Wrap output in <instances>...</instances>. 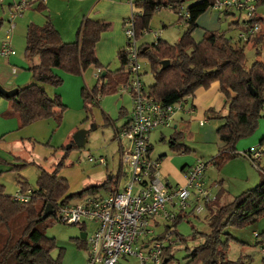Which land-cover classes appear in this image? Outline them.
<instances>
[{
    "label": "trees",
    "instance_id": "16d2710c",
    "mask_svg": "<svg viewBox=\"0 0 264 264\" xmlns=\"http://www.w3.org/2000/svg\"><path fill=\"white\" fill-rule=\"evenodd\" d=\"M215 1L198 0L188 6L185 9L188 20H183L178 11L184 0H132V9L138 41L149 29L153 15L163 8H170L178 14L179 21L185 26L175 43L170 44L158 38L150 45L140 46V56L148 62L153 77V84L148 89L151 97L163 105H170L185 101L198 89H208L213 83L219 84L226 111L215 117L220 121L215 132L219 146L210 161L220 171L227 162L240 156L246 157L245 153L237 152V143L255 132L264 111V60L258 61L256 58L246 67L245 54L248 43L253 44L256 57L264 50V32L258 31L250 36L245 45L232 44L227 37L228 31L217 30L206 31L201 41L195 42L193 33L197 28V19L212 8ZM262 4L264 0H257L256 9ZM37 9L43 12V5L39 4ZM260 21L262 19L256 13L249 23ZM108 29V24L83 19L76 30L75 40L64 42L49 17H46L41 26H27L24 58L28 63L27 70L32 82L17 87L15 96L5 98L0 95L8 103L5 115L18 120V129L47 119H54L57 124L61 122L66 106L59 95L50 97L45 91V86H62L63 79L56 73L57 70L74 76H82L91 67L99 70L96 84L91 89L86 86L81 88L86 111H89L91 105L99 106L100 98L115 94L120 88L127 86L129 72L124 49L117 53L120 68L115 72L103 69L96 57V44L101 34ZM164 60H168L169 65L163 69L161 62ZM249 87L254 95L250 93ZM102 116L106 124L113 125L107 115ZM187 125L189 123L186 122L182 127ZM114 130L117 131L116 128ZM179 138L180 134L175 131L171 136L170 150L187 153L189 149L179 143ZM260 145H264V138ZM73 149L75 146L71 142V147L65 150L66 154ZM23 166L17 165L14 169ZM62 167L63 162L59 161L50 172L39 168L35 188L30 189L31 200L28 203L13 201L12 196L6 194L4 186L0 184V264H61L64 249H59L53 257L52 253L57 249L55 239L46 237L44 232V221L52 218L57 223L54 212L51 217L42 220L47 205H51L54 210L89 194L111 190L115 176L108 175L101 184L68 194V182L59 176ZM259 177L255 187L245 190L231 202L215 206V198L214 202L206 205L209 232L194 233L193 240L199 242L193 247L185 248L184 264H248L243 259H228L229 241L232 238L225 230L253 224L264 217V172H259ZM17 184L23 192L29 189L27 182ZM193 213H181L171 227H164V232L172 228V235L178 236L177 225ZM81 232H84L83 228ZM222 236H225L224 240ZM163 237L164 235H158L156 239L162 240ZM74 240L79 247L88 251L86 239ZM262 246L264 249V244ZM172 259L169 248L166 247L161 264H169Z\"/></svg>",
    "mask_w": 264,
    "mask_h": 264
},
{
    "label": "rangeland",
    "instance_id": "374dc122",
    "mask_svg": "<svg viewBox=\"0 0 264 264\" xmlns=\"http://www.w3.org/2000/svg\"><path fill=\"white\" fill-rule=\"evenodd\" d=\"M184 1L181 5L182 7L178 9L182 15H185V9L188 6L195 4L198 0ZM8 3L9 0H0V48L3 45L2 43H12V48L15 53V56L13 55L11 58L12 61L9 64L6 63L5 59L0 58V85L7 90L22 87L32 82L31 74L27 70L28 63L24 58L25 32L30 22L34 20L37 24L41 21L34 19V16H40L39 12L25 11L21 17L15 19V27L13 30H10L7 10ZM207 11V13L205 12L206 14L204 13L201 16L205 15V20L217 24V31H228L227 37H231L233 42H237L238 31L234 28L232 22L239 19V14L230 12L229 15L225 16L222 11L213 8ZM256 13L263 19L260 24V32L263 33L264 4L257 7ZM240 16H242L241 18L243 20H246L243 14H240ZM44 22L45 20L41 21L39 26L43 25ZM184 30L185 26L179 21L178 14L174 13L170 8H163L153 15L149 29L143 33L138 44L139 46L143 45V43L152 44V42L156 41L154 37L155 33L158 35V38L172 44L180 38ZM197 31L202 33L201 28H198ZM245 54L246 67H249L256 57L254 46L246 45ZM256 58L258 61L264 60L263 49ZM118 63L116 60L111 65L109 71H114L119 68ZM141 67L142 83L144 82L146 87H149L153 83V77L148 62L143 58L141 59ZM12 69L17 71L16 77L11 76ZM56 73L61 77L62 75L77 77L81 80L82 86H86L89 89L97 82V77L94 76L92 68H89L82 76L66 74L60 70H57ZM7 82L11 83L12 86ZM63 84L62 86H64ZM62 86L60 88L65 93L61 99L66 106V110L59 124L54 119L37 121L27 127L19 129L17 135L14 134L12 138L8 139L9 142L19 139L18 143L11 145L5 142L0 143V171L2 172L0 175V184L4 186L6 194L13 195L19 189L17 182H27L29 189H34L39 168L50 172L53 170V165L59 161L63 162L59 176L67 180L69 187L68 194L77 193L89 186L100 184L108 175H116L119 166V146L114 139V126L105 123L102 116L105 112L102 111L100 105H91L89 106V111L85 110L81 97L82 86L79 92L75 88H71L68 84L65 87ZM119 90L117 91L118 93ZM45 91L50 97L56 94V88L51 86H45ZM104 103L105 101H103ZM111 103L112 101L109 100L107 105ZM225 111L223 109L222 114H225ZM204 114V118L207 120L206 127H212L214 129L217 126V120L211 118L208 112ZM113 123L116 126L121 121ZM194 128L195 126H193L192 130L187 125L185 128L179 127L178 129L167 128L157 130L150 137V142L153 147L152 157L160 161L158 168L160 176L162 180H167L172 187L182 186L184 184L183 173L180 169L185 162H188L190 159H193L192 164L197 159H201L203 162H209L217 153L216 133L214 132V134L210 135L208 137L209 139L206 137L203 139V136L197 134V129L194 130ZM79 130L87 131L86 144L83 148H75L66 154L65 150L71 146L73 137ZM175 131L180 134L179 143L189 149L188 153L180 154L179 152L170 150L169 144L171 142V136ZM160 132L164 135L163 141L160 138ZM262 134L264 135V111L262 112V117L258 122V127L255 132L249 137L240 140L237 146L240 143L242 147L251 141L254 143L255 140L258 143L259 136ZM237 152L241 153L239 151ZM90 156L94 158H105L107 166L104 167L89 163L87 158ZM18 159L21 161H18ZM17 165L24 166L14 169ZM259 168L260 170L255 168L250 159L244 156L227 162L220 171L216 170L214 166L209 165L205 171L207 185L212 187L214 196L216 195L218 187L222 188L221 195L216 201L215 206L229 203L245 190L255 187L260 179L259 172H264V157L261 163H259ZM102 194H106V191H99V195ZM189 212L187 210V214ZM43 225L45 226V236L55 239L57 249L53 251V257L57 255L59 249H64L61 264H84L86 251L83 247H79L74 240L80 238L81 226L55 223L52 218L44 221ZM165 225L161 222L155 230L157 236L164 234ZM92 229L93 226L87 223L84 233L90 234ZM176 231L178 236L173 234L166 246L169 248V253L173 258L169 264H184V258L186 256L185 248L193 247L199 242L193 240L194 233L209 232L206 208L203 207L202 210L192 215H187L177 225ZM225 233H228L232 238L229 241L228 247L229 260L243 259L248 264H264V249L262 246L264 244V217L253 224H248L243 227L227 228ZM255 234H259V236L255 237ZM222 239L224 240L225 236H222ZM82 245L84 246V243ZM119 264L139 263L135 257H124L119 260ZM146 264L154 263L147 262Z\"/></svg>",
    "mask_w": 264,
    "mask_h": 264
},
{
    "label": "built area",
    "instance_id": "2783aa9c",
    "mask_svg": "<svg viewBox=\"0 0 264 264\" xmlns=\"http://www.w3.org/2000/svg\"><path fill=\"white\" fill-rule=\"evenodd\" d=\"M45 4L46 0H19L13 5L9 15V25L14 29V21L21 17L34 2ZM132 7V0H128ZM257 0H216L213 9L229 14L235 12L246 17L245 31L239 35L241 42H247L260 29L259 23L250 24L256 14ZM134 12L124 20L127 69L129 81L125 87L131 96L132 111L126 123L115 133L119 166L106 194L88 195L76 202L60 205L54 209L55 221L64 225L81 226L89 223L94 228L86 234L88 246L86 264H119L124 257H135L139 264L152 262L161 264L164 249L172 236L173 229L164 232L162 240H157L155 230L163 222L171 227L173 221L187 210L198 212L215 201L214 195L205 182L204 174L211 164L197 159L194 164L183 169L184 184L172 187L162 180L159 173L160 161L150 157V134L156 129L171 128L173 115L183 109L184 101L163 105L148 93L142 83L140 46L134 30ZM188 20L187 14L182 15ZM154 37H158L155 33ZM13 48L3 44L0 58L14 55ZM16 71L12 69V74ZM190 112V111H187ZM200 125L203 122L200 121ZM263 145L247 151L255 168L259 169ZM89 163L107 166L105 158H87ZM13 201L28 203L31 190L14 192ZM171 224L170 226H168ZM172 229V231H170ZM258 234H255L257 237Z\"/></svg>",
    "mask_w": 264,
    "mask_h": 264
},
{
    "label": "crops",
    "instance_id": "0c3cea01",
    "mask_svg": "<svg viewBox=\"0 0 264 264\" xmlns=\"http://www.w3.org/2000/svg\"><path fill=\"white\" fill-rule=\"evenodd\" d=\"M17 2H19V0H9V3L7 4L8 14L13 8V5ZM39 4L40 3H38L37 1L34 2L32 5H30L27 8L26 11L27 12L28 11L39 12V10L37 9ZM42 5L44 8L43 12H39L40 16L39 17L34 16V19L35 20L38 19V21L39 20L43 21L46 19V17H49L52 24L54 25L56 30L59 32L61 39L64 42H72L75 40L76 30L80 22L83 19H88L93 22H100V23L108 24L109 29L101 34L100 40L96 44V50H95L96 57L98 59V62L102 66V68L107 69L108 71L111 65L116 60L117 62H119L117 59V53L118 51L123 50L125 47V37L123 34V23L125 19L130 17L131 12H132V7L130 6V3L128 2V0H46L45 4H42ZM207 12L208 11H206V13ZM257 16L261 18L259 15ZM204 17L205 15L200 16L197 19V22H196L197 28L193 33V39L195 42H200L206 31H216L217 30V27H218L217 24H213V22H209L205 20ZM241 17L242 16L239 15V19H237L235 22H232V24L234 25V28H236V30L238 31L237 32V42H233L232 38L229 37V39L231 40V43L234 45L235 44L236 45L246 44V42H241L239 39V35L245 31L244 22L246 21V20H243V18ZM262 21L259 22V25L261 24ZM40 22L36 24V22H34L33 20L32 22H30V24L40 25ZM210 25H211V28H210ZM214 25L216 26L214 27ZM198 28H201L202 33L197 31ZM10 30H13V29L10 28ZM260 30H261V27L259 29V32ZM157 39L158 37L156 38V40ZM2 44H8L12 47V43H2ZM143 44H147V43H143ZM147 45H150V44H147ZM247 45L253 46V44L251 43H248ZM12 57L5 59L7 64H9L10 61H12L11 59ZM91 68L93 69L94 76L97 77L99 70L95 69L94 67H91ZM119 68H120V64H119ZM119 68L111 72H115L119 70ZM11 74H12V70H11ZM16 74H17V71L11 76L16 77ZM62 77L64 79V84H63L64 86L62 87H65V85L68 84L71 86V88H75L76 91L79 92L80 87L82 86L81 80L79 78L71 77L68 75H62ZM7 83L11 85V83L9 82ZM143 84L146 87L144 82ZM13 85L15 86V84ZM149 87H146V88L149 89ZM55 93L59 95L61 98H63L65 92L62 90V88L59 87V88H56ZM109 100L112 101V103L107 105ZM103 101H105L104 104H103ZM99 105L102 111L105 112V115H107L111 119L112 122L121 121V123L116 126L113 123V126L114 128H116V130H118L128 120L130 113L132 111V107H133L131 96L129 94V91L126 88H120L119 93L117 92L115 94L106 96L103 99L99 100ZM7 109H8L7 101L4 98L0 97V139H1L0 143L2 144L5 142L8 145H11L13 143L19 142L18 141L19 139L18 140L15 139L12 142L8 141V139L12 138L14 134L17 135L19 133V129H18V120L15 117L5 115ZM223 109H224V97L220 93L219 84L213 83L208 89H198L192 97L187 98L184 101L183 109L176 111L173 115V121H172L171 128L178 129L179 127H182L184 123L187 122L189 123V128H192V130H193V126H195L194 130L197 129V134H200L201 136H203V139H205L204 137L209 139L208 137L214 134V132H216V129L220 125V121H218L215 117L218 116V113L221 114ZM187 111H190V112H187ZM205 112H208L211 118H215L217 120L218 123L214 129L212 127H206L207 120H205L204 118ZM200 121L203 122V125H200ZM163 129H167V128L156 129L154 131L163 130ZM154 131L151 132L150 137ZM115 133L116 131L114 130V139H115ZM160 136H161L160 137L161 140L163 141L164 135L162 134V132H160ZM259 137L260 138H259L258 143H256V140H255L254 143L253 141H251L247 145L243 144L244 146L242 147H241V144L239 143V145L237 146V151L241 153H246L250 149L260 146V142L264 138V135L262 134ZM215 141L218 147L219 142L217 138L215 139ZM151 147H152V143H151ZM152 150H153V147L150 152L151 158H153ZM179 153L184 154L183 152H179ZM263 157H264V145L262 148L261 158H260L259 163H261V161L263 160ZM192 162H193V159H190L188 162H185L184 165L180 169L181 172L183 171L184 168L192 164ZM1 173L2 172L0 171V175ZM204 179H205V174H204ZM165 182L169 184L167 180H165ZM208 187L210 188V191L213 194L212 187L211 186H208ZM221 192H222V188L218 187L216 191V195L214 196L215 198H217V200L220 197ZM86 260H87V251L85 255L84 264H86Z\"/></svg>",
    "mask_w": 264,
    "mask_h": 264
},
{
    "label": "water",
    "instance_id": "95a60500",
    "mask_svg": "<svg viewBox=\"0 0 264 264\" xmlns=\"http://www.w3.org/2000/svg\"><path fill=\"white\" fill-rule=\"evenodd\" d=\"M162 68L164 69L165 67H167L169 65V61L168 60H164L161 62ZM105 73H103L102 76H104ZM249 91L252 95H254V91L252 90L251 87H249ZM18 92L17 88L14 89H4L1 85H0V95L5 97V98H9L12 96H15ZM86 135H87V131L85 130H79L75 136L73 137V143L75 144V148L77 149H81L84 147V145L86 144ZM71 147V146H70ZM54 210L53 207L51 205H47V207L44 210V213L42 215V220H45L49 217L52 216ZM80 238L85 240L86 239V233L81 232L80 233Z\"/></svg>",
    "mask_w": 264,
    "mask_h": 264
}]
</instances>
